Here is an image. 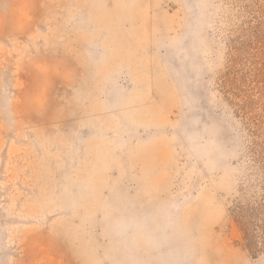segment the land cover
Wrapping results in <instances>:
<instances>
[{"label": "rangeland", "instance_id": "374dc122", "mask_svg": "<svg viewBox=\"0 0 264 264\" xmlns=\"http://www.w3.org/2000/svg\"><path fill=\"white\" fill-rule=\"evenodd\" d=\"M0 264H264V0H0Z\"/></svg>", "mask_w": 264, "mask_h": 264}]
</instances>
